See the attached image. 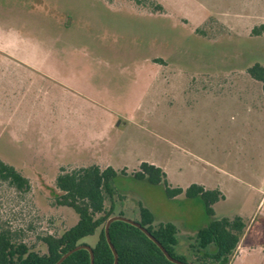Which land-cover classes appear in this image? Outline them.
Segmentation results:
<instances>
[{
  "label": "rangeland",
  "instance_id": "374dc122",
  "mask_svg": "<svg viewBox=\"0 0 264 264\" xmlns=\"http://www.w3.org/2000/svg\"><path fill=\"white\" fill-rule=\"evenodd\" d=\"M262 24L264 0H0V161L27 181L0 178V232L46 254L78 220L56 177L97 165L117 172L115 215L136 221L141 204L174 224L190 264L214 219L242 216L264 242V102L246 79L264 66ZM143 162L171 188L218 190L213 216L135 180Z\"/></svg>",
  "mask_w": 264,
  "mask_h": 264
},
{
  "label": "trees",
  "instance_id": "16d2710c",
  "mask_svg": "<svg viewBox=\"0 0 264 264\" xmlns=\"http://www.w3.org/2000/svg\"><path fill=\"white\" fill-rule=\"evenodd\" d=\"M247 74L262 83L264 92V66L256 63L247 69ZM116 177L117 172L109 166L104 169L91 165L71 171L62 170L55 179V186L62 193L59 203L76 213L77 222L59 237L43 238L47 248L44 255L29 251L23 244H13L9 236L0 232V264H54L64 253L81 245L84 238L96 234L97 231V241L91 247L94 264H113L114 258L105 239L104 225L115 215L114 198L123 199L116 194L113 186ZM0 178L10 180L20 189L27 185L26 179L19 172L1 161ZM133 178L151 185L162 184L166 196L170 199L182 194L187 199H199L209 217L214 214L212 206L223 199L218 190H206L196 184L185 190L171 188L163 170L150 163H141L133 173ZM107 201L108 209L105 206ZM138 207L139 219L135 222L145 228L172 258L190 264L185 257L175 253L178 233L176 226L169 222L156 224L153 214L147 208L141 204ZM116 215L124 216L121 211ZM244 229L245 223L238 216L231 219H214L198 229L193 238V245L190 246L198 254L197 264H229ZM109 238L117 253V264H173L143 232L128 223L112 222L109 226ZM61 264H90L89 253L83 249L78 250Z\"/></svg>",
  "mask_w": 264,
  "mask_h": 264
},
{
  "label": "crops",
  "instance_id": "0c3cea01",
  "mask_svg": "<svg viewBox=\"0 0 264 264\" xmlns=\"http://www.w3.org/2000/svg\"><path fill=\"white\" fill-rule=\"evenodd\" d=\"M263 26H264V24H262L261 27H263ZM246 79H247V81H251L252 83H257V84L259 83L260 86L257 90V91H259L258 96L261 98L262 102H264V92L262 89V84L256 80L252 79L248 74H247ZM234 88H236V87H234ZM230 89H232V88H219L217 91H224V90H230ZM0 125H1V123H0ZM263 198H264V192H263ZM260 205H261V207L264 205L263 199H261L259 201L258 207ZM238 217H240L243 220V222L245 223V229H244L243 235L240 237L237 248L231 257L229 264H233L234 262H237L238 264H243L245 256H247V257L257 256L258 258L264 259V242H262V243L254 242L252 239L254 236H250V228H249V225L246 223V220L242 216H238Z\"/></svg>",
  "mask_w": 264,
  "mask_h": 264
},
{
  "label": "water",
  "instance_id": "95a60500",
  "mask_svg": "<svg viewBox=\"0 0 264 264\" xmlns=\"http://www.w3.org/2000/svg\"><path fill=\"white\" fill-rule=\"evenodd\" d=\"M114 221H122V222H125V223H128L136 228H138L141 232H143L145 234V236L151 240L159 249L160 251L162 252V254L165 256V258L173 263V264H184L182 263L181 261L179 260H176L174 258H172L167 252L166 250L161 246V244L143 227L140 226L139 223L135 222V221H132V220H129L123 216H119V215H115V216H111L105 223L104 225V235H105V239H106V242L113 254V264H117V260H118V257H117V253L113 247V245L111 244L110 242V238H109V226L112 222ZM86 250L88 253H89V257H90V264H94V256H93V251H92V248L88 245H78V246H75L74 248L68 250L66 253H64L54 264H61L67 257H69L71 254H73L74 252L78 251V250Z\"/></svg>",
  "mask_w": 264,
  "mask_h": 264
}]
</instances>
